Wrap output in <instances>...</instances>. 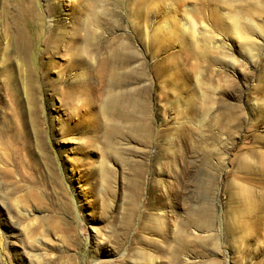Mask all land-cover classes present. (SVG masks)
Listing matches in <instances>:
<instances>
[{"label":"rangeland","instance_id":"1","mask_svg":"<svg viewBox=\"0 0 264 264\" xmlns=\"http://www.w3.org/2000/svg\"><path fill=\"white\" fill-rule=\"evenodd\" d=\"M31 1L38 71L0 23V264H264V0Z\"/></svg>","mask_w":264,"mask_h":264},{"label":"bare ground","instance_id":"2","mask_svg":"<svg viewBox=\"0 0 264 264\" xmlns=\"http://www.w3.org/2000/svg\"><path fill=\"white\" fill-rule=\"evenodd\" d=\"M62 1L67 8V15L70 17L75 14H82V11L85 9L86 0ZM33 8V2L31 0H28V6L15 0L13 13L8 8H1L0 23L3 29L1 38L3 40L4 59L7 56H12L11 54H18L22 59L23 65L26 67L33 65L34 70L38 71L40 69V58L44 53V34H41V28L39 26L46 27L48 21L46 17L41 16L39 22L34 24L29 18V11H33ZM41 12H44V9ZM83 16L85 18V14ZM90 67L94 68L95 66L92 63ZM14 91H17V89ZM25 212L23 213L24 216L26 215Z\"/></svg>","mask_w":264,"mask_h":264}]
</instances>
